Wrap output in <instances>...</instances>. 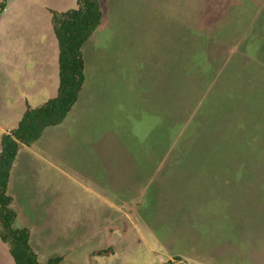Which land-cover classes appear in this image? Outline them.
Here are the masks:
<instances>
[{
    "label": "rangeland",
    "instance_id": "374dc122",
    "mask_svg": "<svg viewBox=\"0 0 264 264\" xmlns=\"http://www.w3.org/2000/svg\"><path fill=\"white\" fill-rule=\"evenodd\" d=\"M6 1L16 24L43 25L37 12L61 5ZM224 1L100 0L78 101L11 171L14 227L28 230L40 262L264 264V0H251L263 10L228 47L216 38L232 22ZM201 72L216 78L203 124L173 126V97L188 100ZM0 264H14L1 240Z\"/></svg>",
    "mask_w": 264,
    "mask_h": 264
},
{
    "label": "trees",
    "instance_id": "16d2710c",
    "mask_svg": "<svg viewBox=\"0 0 264 264\" xmlns=\"http://www.w3.org/2000/svg\"><path fill=\"white\" fill-rule=\"evenodd\" d=\"M224 2L233 3V7L229 12L230 18L227 20L232 19V22L221 33L216 34V38L220 44L228 47L233 44V41L237 43L242 41L240 40V34H234L240 30V26H245L247 29L244 37L248 33L254 19L251 17L252 20L249 19L248 21L245 18H249L250 14L255 17L263 9L254 10V3L251 0H228ZM5 8L6 0H0V17ZM102 17L103 12L100 0H77L75 8L62 12H52V24L58 43L59 88L57 95L41 107L28 108L16 128L2 136L0 148V240L8 245L9 254L14 264H61L63 260V257L59 255L50 257L46 262L38 260L37 254L33 251L30 244L28 230L14 227L17 213L12 207L13 198L9 194L8 189L11 171L20 148L29 146L37 141L46 129L61 125L78 101L85 81L86 62L83 49L99 26ZM242 20L245 22L243 23ZM235 55H237L238 59L243 57V54ZM233 60L235 59L233 58ZM198 71L200 72V69ZM216 74H218V69ZM248 76H252L255 80L254 74L251 73ZM215 79L214 75L205 79L203 72H201L193 80L195 84L190 89L188 88V100L179 99L178 95L173 97V99H176L175 108L180 105V109L176 110V116L174 117L173 115V126L180 124L182 126V124L189 121L190 124L191 122L200 126L203 124L201 117L203 118L204 105L208 96H206L207 87L209 88L213 82L216 84ZM176 101L179 102L178 107L176 106ZM189 103L191 105L187 106ZM190 107H192L191 110L186 112L185 110L190 109ZM205 125L203 128H206ZM246 127L248 128L247 125ZM159 144L161 146V142ZM162 157L164 158V156ZM158 159L160 163L162 158ZM167 264L187 263L180 256H175Z\"/></svg>",
    "mask_w": 264,
    "mask_h": 264
},
{
    "label": "crops",
    "instance_id": "0c3cea01",
    "mask_svg": "<svg viewBox=\"0 0 264 264\" xmlns=\"http://www.w3.org/2000/svg\"><path fill=\"white\" fill-rule=\"evenodd\" d=\"M54 1L61 5L44 6L42 14L37 12L43 16V25L33 17L19 24L13 23L12 18L8 22V17L3 14L0 17V50H5L7 54L6 61L0 64V148L2 136L16 128L28 108L41 107L57 95L58 43L52 24V12L66 11L76 6L63 9L62 0ZM21 6L24 4L21 3ZM14 7L20 8V3L13 4ZM23 52L29 56L30 62H22ZM15 69L22 70L19 77H14ZM41 92H48L50 97L40 98ZM57 133L58 130L56 136Z\"/></svg>",
    "mask_w": 264,
    "mask_h": 264
}]
</instances>
